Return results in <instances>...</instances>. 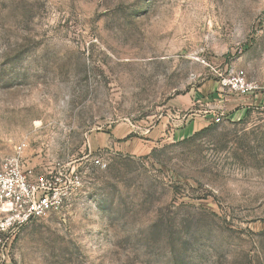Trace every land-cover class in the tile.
<instances>
[{
    "label": "rangeland",
    "instance_id": "374dc122",
    "mask_svg": "<svg viewBox=\"0 0 264 264\" xmlns=\"http://www.w3.org/2000/svg\"><path fill=\"white\" fill-rule=\"evenodd\" d=\"M20 144L81 186L0 264H264V0H0Z\"/></svg>",
    "mask_w": 264,
    "mask_h": 264
},
{
    "label": "built area",
    "instance_id": "2783aa9c",
    "mask_svg": "<svg viewBox=\"0 0 264 264\" xmlns=\"http://www.w3.org/2000/svg\"><path fill=\"white\" fill-rule=\"evenodd\" d=\"M25 145L16 147L18 156L7 159L0 170V239L15 238L23 227L61 208L62 199L81 186L80 178L69 175H34L23 169L19 155ZM100 165L99 160L94 161ZM63 183L62 189H56Z\"/></svg>",
    "mask_w": 264,
    "mask_h": 264
}]
</instances>
